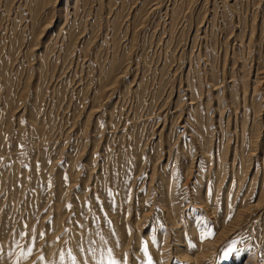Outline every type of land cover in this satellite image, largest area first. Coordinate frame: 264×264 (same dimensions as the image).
<instances>
[{"label":"rangeland","instance_id":"1","mask_svg":"<svg viewBox=\"0 0 264 264\" xmlns=\"http://www.w3.org/2000/svg\"><path fill=\"white\" fill-rule=\"evenodd\" d=\"M108 249L264 264V0H0V264Z\"/></svg>","mask_w":264,"mask_h":264},{"label":"snow or ice","instance_id":"2","mask_svg":"<svg viewBox=\"0 0 264 264\" xmlns=\"http://www.w3.org/2000/svg\"><path fill=\"white\" fill-rule=\"evenodd\" d=\"M110 223V222H109ZM41 235H43V233H41ZM209 235H211V233H209ZM35 237H32V245L34 246L35 244ZM33 248L32 247H28L26 251H22L21 252V257L22 258H27L28 256L31 255ZM145 252L147 253V246L145 245ZM226 255V254H225ZM61 259H63V256L61 257ZM73 261L75 262V257H73ZM100 264H104V261L101 260ZM107 264H121L120 260H117L113 255H112V250L108 249V256H107ZM124 264H126V261L124 262ZM147 264H153V261L151 259V257H148V261Z\"/></svg>","mask_w":264,"mask_h":264}]
</instances>
